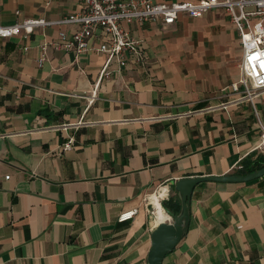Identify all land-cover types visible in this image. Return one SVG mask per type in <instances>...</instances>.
<instances>
[{"label":"crops","instance_id":"0c3cea01","mask_svg":"<svg viewBox=\"0 0 264 264\" xmlns=\"http://www.w3.org/2000/svg\"><path fill=\"white\" fill-rule=\"evenodd\" d=\"M82 6L0 0V22H57ZM122 25L144 58L113 59L108 75L97 38L80 54L59 45L79 24L0 37V264H146L164 209L145 194L167 185L164 204L178 212V180L249 174L246 157L247 168L264 161V89H234L243 50L223 9ZM163 264H264V175L197 184L188 229Z\"/></svg>","mask_w":264,"mask_h":264},{"label":"built area","instance_id":"2783aa9c","mask_svg":"<svg viewBox=\"0 0 264 264\" xmlns=\"http://www.w3.org/2000/svg\"><path fill=\"white\" fill-rule=\"evenodd\" d=\"M82 9L57 21L45 18H25L14 24L4 25L0 22V37L24 34L25 37L35 28L53 23H76L80 27L67 41L65 32H61L59 45L74 49L78 54L89 49L90 39L99 40V51L107 54L103 75H108L107 67L113 59L120 66L127 65L128 56L136 61L144 58L141 42L133 38L122 25L126 22H145L161 18L165 25L174 24L180 14L198 18L212 9H223L239 33L243 57L240 62V79L234 84L235 90H241V96L253 98L264 89V0H197L160 2L153 0H82ZM27 49V47H25ZM39 58L45 60L47 45L43 44ZM264 138V125L262 124ZM74 146V138L64 143L63 150ZM7 175L6 178H9ZM170 197V188L162 184L154 192L145 194L146 206L155 207L156 202L164 204ZM155 208L152 209L154 213ZM139 209L133 208L120 214L119 221L132 219ZM167 217L162 221H168Z\"/></svg>","mask_w":264,"mask_h":264},{"label":"water","instance_id":"95a60500","mask_svg":"<svg viewBox=\"0 0 264 264\" xmlns=\"http://www.w3.org/2000/svg\"><path fill=\"white\" fill-rule=\"evenodd\" d=\"M263 175L264 166L261 169L244 175L194 176L178 180L175 190L181 200L180 210L175 212L166 204H163L165 212L171 219L160 221L154 226L151 232V248L148 252L146 264H163L167 254L171 253L184 237L190 222L192 193L197 184L203 181H249Z\"/></svg>","mask_w":264,"mask_h":264},{"label":"trees","instance_id":"16d2710c","mask_svg":"<svg viewBox=\"0 0 264 264\" xmlns=\"http://www.w3.org/2000/svg\"><path fill=\"white\" fill-rule=\"evenodd\" d=\"M251 160V157H246L244 160H243V163H244V167L246 172H253L255 171L256 169H261L263 166H264V161L259 163L258 165H255V166H251V167H248L247 168V165H249V162Z\"/></svg>","mask_w":264,"mask_h":264},{"label":"bare ground","instance_id":"6f19581e","mask_svg":"<svg viewBox=\"0 0 264 264\" xmlns=\"http://www.w3.org/2000/svg\"><path fill=\"white\" fill-rule=\"evenodd\" d=\"M157 203H159V202H157ZM162 207H163V209H164V206L162 205ZM163 217H162V220L165 218V216L167 217V213L165 212V209H164V212H163ZM160 216V215H159Z\"/></svg>","mask_w":264,"mask_h":264}]
</instances>
